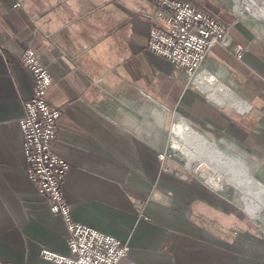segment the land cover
I'll list each match as a JSON object with an SVG mask.
<instances>
[{
    "label": "crops",
    "instance_id": "obj_1",
    "mask_svg": "<svg viewBox=\"0 0 264 264\" xmlns=\"http://www.w3.org/2000/svg\"><path fill=\"white\" fill-rule=\"evenodd\" d=\"M155 8L0 0V264H59L42 247L69 253L62 216L26 173L18 118L34 87L21 59L28 46L52 76L48 101L61 106L53 148L69 163L62 189L72 216L129 243L118 264H264V208L255 213L264 203V36L225 17L242 55L215 44L187 82L147 45ZM222 85L235 103L220 101ZM201 148L223 162L183 154ZM201 162L238 174H220L216 187L196 172Z\"/></svg>",
    "mask_w": 264,
    "mask_h": 264
},
{
    "label": "built area",
    "instance_id": "obj_2",
    "mask_svg": "<svg viewBox=\"0 0 264 264\" xmlns=\"http://www.w3.org/2000/svg\"><path fill=\"white\" fill-rule=\"evenodd\" d=\"M155 12L149 28L147 45L153 52L166 56L183 69L187 82L199 72L209 50L215 44L228 47L240 57L243 44L235 41L230 24L214 12L195 6L189 0H151ZM4 48L0 43V56ZM22 62L33 74L32 94L24 101V112L18 118L23 136L27 176L36 185L53 213L60 214L66 225L69 253L42 247V257L59 264H118L127 255L126 240L79 222L71 213L62 181L69 168L67 160L53 148L61 106L47 99L52 76L35 48L26 47ZM167 151L159 152L162 159Z\"/></svg>",
    "mask_w": 264,
    "mask_h": 264
},
{
    "label": "rangeland",
    "instance_id": "obj_3",
    "mask_svg": "<svg viewBox=\"0 0 264 264\" xmlns=\"http://www.w3.org/2000/svg\"><path fill=\"white\" fill-rule=\"evenodd\" d=\"M189 1L192 4H194L195 6L210 10L212 12H213V10H217V13L220 15L222 14L223 16L221 15L222 17H219L217 14H215V15H217L219 18H221L225 22H227L225 20L226 19L225 17H227L230 21H231V19L234 18V20H237L239 22V24H241V26H243L247 30L253 31V32L257 33L258 35L260 34V35L264 36V0H189ZM199 4H204L205 7H202ZM219 5H222L225 8L223 13H221L218 10L221 8V7L219 8ZM229 24H230V29H231L232 23H229ZM230 33H231V31H230ZM216 84H218V83H216ZM222 86L224 87V85H222ZM216 88H217V86H216ZM219 91H222V93L220 92V93H218V95H220L221 97H224V99L221 98L220 101H225L228 103H235L236 102V100L235 101L229 100L230 98L227 95V92L230 93V91L226 90V87H224V89H222V90H220V88H219ZM233 96L236 97L235 94H233ZM248 105H249L248 102H246L244 100V103L242 105L244 110L248 107ZM176 142L177 141L174 140L171 143V148L173 150H175V149L179 150V148H177V147H181L180 145H177ZM203 151H204V149L201 148L195 152H193V151L190 152L187 150H185L184 152L182 151V152L185 156H187L188 158H192V159L195 156H200V157L208 158V159H211L210 157H212L213 159H216L217 163L223 162L222 157L220 156L221 152L216 151L217 152V155H216V154H214L213 150H206V152L208 151V153H206V152L204 153ZM188 158H187L188 162L189 161L191 162L192 159L189 160ZM224 162L228 163V161H224ZM211 168H212V171H214L216 173L219 172V174L224 175V178H226L225 177L226 175H231L232 173L234 175L238 174L237 168L228 167L227 169H225L227 171V174H224V173L220 172L219 170H216V168H214V167H211ZM222 169H223V167H222ZM196 172L200 173V170L196 169ZM239 174H240V172H239ZM261 195H262L261 194V184H259L258 196L261 197ZM258 196H256L255 199H252V200H254V204H255V202H257V200L259 203V197ZM247 202L252 203L251 200H249ZM260 205L261 206H259L258 209L255 211L256 214H258L264 208V203H262ZM247 210L251 211L249 209H247Z\"/></svg>",
    "mask_w": 264,
    "mask_h": 264
},
{
    "label": "water",
    "instance_id": "obj_4",
    "mask_svg": "<svg viewBox=\"0 0 264 264\" xmlns=\"http://www.w3.org/2000/svg\"><path fill=\"white\" fill-rule=\"evenodd\" d=\"M200 170V174L203 176H207V180L213 186L220 187L224 182V178L219 174V172L212 171L211 166L207 165L205 162H201L197 168Z\"/></svg>",
    "mask_w": 264,
    "mask_h": 264
},
{
    "label": "bare ground",
    "instance_id": "obj_5",
    "mask_svg": "<svg viewBox=\"0 0 264 264\" xmlns=\"http://www.w3.org/2000/svg\"><path fill=\"white\" fill-rule=\"evenodd\" d=\"M184 121V120H183ZM178 127H176V131H178V133L181 135V136H186V134L188 133V129H189V127H186V129H185V125L183 124V122H180V124H178L177 125ZM190 131H191V129H190ZM185 133V134H184ZM190 133V132H189ZM189 135V134H188ZM187 135V136H188ZM191 136V135H190ZM196 136H198V134L196 133ZM187 138H189V137H187ZM204 153L206 152V148L204 149V151H203ZM206 153H208V151L206 152ZM187 154V153H186Z\"/></svg>",
    "mask_w": 264,
    "mask_h": 264
}]
</instances>
